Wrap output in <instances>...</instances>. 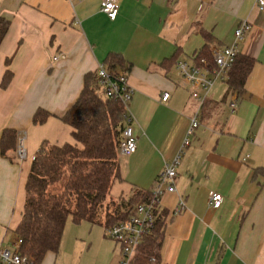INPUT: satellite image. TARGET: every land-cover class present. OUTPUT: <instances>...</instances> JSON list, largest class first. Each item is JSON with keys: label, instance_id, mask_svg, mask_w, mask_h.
Listing matches in <instances>:
<instances>
[{"label": "crops", "instance_id": "obj_1", "mask_svg": "<svg viewBox=\"0 0 264 264\" xmlns=\"http://www.w3.org/2000/svg\"><path fill=\"white\" fill-rule=\"evenodd\" d=\"M102 2L0 0V17L10 21L0 44V138L6 129L17 130L33 155L45 140L59 144L62 131L71 135L61 118L85 77L101 64L125 69L134 90L137 150L120 157V197L136 189L152 192L166 163L179 154L191 118L197 114L200 122L183 149L175 191L160 199L168 211L161 264H264V8L256 0H120L118 17L110 20ZM243 19L251 31L239 53L256 60L245 91L219 81L200 105L176 63L195 59L206 43L202 30L214 36L211 50L230 46ZM110 53L122 55L125 64L106 65ZM58 55L63 57L56 60ZM7 70L12 80L3 88ZM164 92L170 93L166 102ZM39 109L51 116L35 125ZM33 155L25 165L28 159L19 161L17 151L14 160L0 152V248H12L18 238L14 230ZM59 185L54 192L64 183ZM210 192L222 194L221 207L210 206ZM120 258L115 242L107 264ZM55 261L48 256L43 264Z\"/></svg>", "mask_w": 264, "mask_h": 264}, {"label": "trees", "instance_id": "obj_2", "mask_svg": "<svg viewBox=\"0 0 264 264\" xmlns=\"http://www.w3.org/2000/svg\"><path fill=\"white\" fill-rule=\"evenodd\" d=\"M9 26L10 21L0 17V44ZM202 35L206 43L195 61L206 59L212 63L214 36L206 30H202ZM176 57L170 60L171 65ZM105 63L116 67L124 65L125 59L120 54L110 53ZM255 63V58L239 53L228 72V89L243 93ZM11 80L12 72L7 70L1 86L6 88ZM50 116L48 111L39 109L33 123L42 125ZM126 116L122 101L110 100L100 91L97 72L89 74L76 102L61 118L71 128L75 142L56 144L45 140L35 153L25 184V205L14 230L22 240L21 254L34 264H43L48 256L56 259L69 218L77 224L101 225L107 231L127 220L137 205L151 200L152 192L144 189L134 190L128 198L111 197L113 186L122 179L118 148ZM18 139L17 130L6 129L0 138L1 155L14 160ZM62 183L63 188L54 192L53 188ZM157 212L154 228L137 248L131 264H161L168 211L161 208Z\"/></svg>", "mask_w": 264, "mask_h": 264}, {"label": "built area", "instance_id": "obj_3", "mask_svg": "<svg viewBox=\"0 0 264 264\" xmlns=\"http://www.w3.org/2000/svg\"><path fill=\"white\" fill-rule=\"evenodd\" d=\"M260 8H264V0H256ZM102 11L110 20H116L120 11V0H103L101 4ZM251 31V24L247 19H243L238 24L234 32V41L227 47H214L211 50L212 63L206 59L196 62L195 59L180 60L176 63V69L181 75L184 83L191 88V95L199 104H203L208 98L212 88L219 81L228 80V72L232 63L239 54V44L244 37ZM63 57L58 55L56 60ZM98 86L103 95L110 100L122 101L127 110L126 125L123 131V137L119 145V155L130 156L137 150V140L132 129V116L130 113V102L133 96V88L128 82V74L125 69L108 68L101 64L97 69ZM170 98L169 92L162 94V101L166 102ZM234 106V105H233ZM199 117L195 114L191 118L190 126L187 130L179 154L169 163H166L164 170L157 178L155 188L152 191L150 201L136 206L134 213L125 221H122L107 230V235L121 247V258L118 264H131V260L142 244L144 238L150 234L154 228L158 210L161 209L160 199L165 192H174V182L178 174V168L181 163L183 149L190 144L191 136L199 127ZM17 155L19 161H25L29 158L25 146L24 138L18 139ZM35 155L32 156V161ZM246 162L251 161L249 157ZM223 196L219 192H210L209 204L215 208L221 207ZM181 201L179 207H183ZM178 211V210H177ZM22 240L18 237L12 248H0V264H34V262L20 252ZM210 264V263H205Z\"/></svg>", "mask_w": 264, "mask_h": 264}, {"label": "rangeland", "instance_id": "obj_4", "mask_svg": "<svg viewBox=\"0 0 264 264\" xmlns=\"http://www.w3.org/2000/svg\"><path fill=\"white\" fill-rule=\"evenodd\" d=\"M68 128L69 130L71 129L69 126ZM42 130L47 132L45 128ZM46 135L48 136V134ZM60 139L59 144L75 142L70 133H65V131L60 133ZM25 146L29 154L28 161L25 162V165H28L31 161L30 157L34 153L31 152L28 143ZM120 157L124 158L127 156L121 155ZM119 188L116 184L114 191L112 189L111 197L116 199L120 197L121 189ZM8 238L11 240L14 239L11 231L9 232ZM114 246L115 242L108 237L107 231L103 226L92 225L89 222L77 224L69 218L66 223L60 251L55 259V264H107Z\"/></svg>", "mask_w": 264, "mask_h": 264}]
</instances>
